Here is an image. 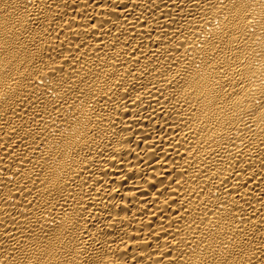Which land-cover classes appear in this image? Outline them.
I'll return each instance as SVG.
<instances>
[{"label":"bare ground","instance_id":"obj_1","mask_svg":"<svg viewBox=\"0 0 264 264\" xmlns=\"http://www.w3.org/2000/svg\"><path fill=\"white\" fill-rule=\"evenodd\" d=\"M0 264H264V0H0Z\"/></svg>","mask_w":264,"mask_h":264}]
</instances>
